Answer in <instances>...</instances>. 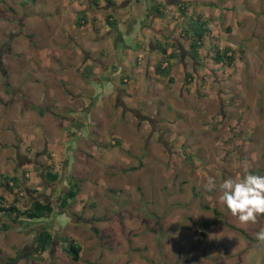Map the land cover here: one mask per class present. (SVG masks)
Returning <instances> with one entry per match:
<instances>
[{
	"label": "rangeland",
	"instance_id": "1",
	"mask_svg": "<svg viewBox=\"0 0 264 264\" xmlns=\"http://www.w3.org/2000/svg\"><path fill=\"white\" fill-rule=\"evenodd\" d=\"M183 1L188 16L207 19L213 38L195 61L179 32L188 18L167 16L172 23L160 20V33L152 26L154 39L178 47L169 82L153 71L160 54L151 43L130 52L110 37L104 17L115 11L105 0H0V47L9 43L1 55L9 88L0 80V195L4 205L15 198L24 207L50 191L54 210L28 223L0 214L7 227L0 228V264H264V242L255 238L264 216L241 225L218 202L224 180L264 175V0ZM79 11L86 22L77 25ZM213 44L235 50L231 66L212 60ZM81 48L95 69L85 79L74 69ZM99 48L107 76L92 61ZM61 61L69 70L64 82L56 79ZM115 62L120 70L111 69ZM80 106L88 121L68 122L64 113ZM35 154L53 165L55 181L40 176L44 170L29 160ZM13 174L23 180L17 198L2 185ZM209 177L213 192L204 188ZM73 183L74 197L59 209ZM25 187L36 192L26 195ZM44 225L54 244L38 254L35 233ZM64 237L78 245L76 260L64 252Z\"/></svg>",
	"mask_w": 264,
	"mask_h": 264
},
{
	"label": "trees",
	"instance_id": "2",
	"mask_svg": "<svg viewBox=\"0 0 264 264\" xmlns=\"http://www.w3.org/2000/svg\"><path fill=\"white\" fill-rule=\"evenodd\" d=\"M34 1V0H30ZM91 2H94L93 4H97L96 0H91ZM149 11L151 13H156L158 15H165V12H162L157 5H150ZM80 12V11H79ZM166 16L169 18L176 17L181 18L184 17L188 18V24L179 30L180 35L182 36V39H187L188 43V49L187 52L191 58H193L195 61L199 60V47L204 42L205 39H210L213 35L209 31V27L207 26L208 21L205 17H200L199 15H192L188 16L186 12V5L184 4V1H179L176 4V12L168 11ZM176 14L178 16H176ZM188 16V17H187ZM105 24L108 28L113 27L114 22H112L107 15H105ZM82 22H86L84 13H81L76 17V24L80 25ZM228 29V28H227ZM213 38V37H212ZM168 46H171L170 51L166 52V49ZM153 47L159 52V57L155 61L153 71L157 75H166L167 80L169 82L172 81V77L169 75V64L170 59L174 57V53L177 51V44L173 41L168 43L162 42L161 39H154ZM102 51V50H101ZM100 51V53H101ZM103 52V51H102ZM235 55V50L230 45H224L222 47L217 46V44L212 45V53L211 58L212 60L217 63L218 65H226L231 66L233 59ZM92 74V68L87 65H81L80 68V76L81 78H88ZM38 114H42V110L37 109ZM134 168V167H129ZM42 178L47 182H53L58 178L57 172L53 170V165L50 163L45 166V170L40 174ZM22 178L19 177L16 174L4 176L2 178V185L5 190L9 191L10 194L15 196L16 198L19 196L17 194V190L20 188L22 183ZM78 185L76 183L71 184L67 189L62 192L61 197H58V203L57 207L59 209H62L67 205V199L74 197L76 193ZM23 192L25 194L29 195L34 192H36L33 188H24ZM0 214H4L7 218L11 219L12 221H23L25 223L33 222L41 219H47L50 218L53 213V205L50 201L43 202L42 200L38 198L31 199L27 206L19 207L17 203V199L12 198L11 201L4 205V201H6V198L3 195H0ZM215 214V209L212 210ZM213 221V218H211L208 221H200L199 225L201 227H208ZM231 228L237 230L242 235L246 236V233H244L243 230L230 226ZM1 229L7 228L5 224H2ZM52 240V234L48 230L47 226H41L35 233V244H34V252H37L38 254L43 253L45 250L48 249L49 245L51 244ZM64 241V252L68 254L71 259L76 260L77 259V253L79 250L78 245H73V243L66 237L62 239Z\"/></svg>",
	"mask_w": 264,
	"mask_h": 264
},
{
	"label": "crops",
	"instance_id": "3",
	"mask_svg": "<svg viewBox=\"0 0 264 264\" xmlns=\"http://www.w3.org/2000/svg\"><path fill=\"white\" fill-rule=\"evenodd\" d=\"M88 1H89L88 2L89 5H90L91 0H88ZM103 1L100 0V4H104V3H101ZM179 1H182V0H105L106 4L102 5V6H104V8L107 9L108 11L109 10L113 11V13L115 11L114 14H106L111 21L113 19H115L112 29L108 28L106 26L108 29L111 30L110 37L114 36V38H117L118 43L120 45L119 47L122 50H127V51L129 50L130 52L133 50L139 51L138 49L145 47V45L148 46L150 43L153 45L154 44V37H153L154 33H152V28L154 27L156 29V33H160L159 30L161 28L156 25V24H158V22H160V20H165L162 22L163 23L162 25H165V23L166 24L172 23V20H170V21H168L169 19L167 20L168 17L166 16L167 15L166 13L168 12V9H170L173 12H176V4ZM96 2H98V0H96ZM153 4L154 5L158 4L161 11L165 12V15L161 16V15H158L156 13H154V14L151 13L149 11V6L153 5ZM177 19H179V18H177ZM160 35H162V34H160ZM127 40H129L128 43H127ZM122 42L127 44V46H125L126 48L122 47ZM82 48H85V47H82ZM81 49L76 51V54H74L73 58H75L78 55L83 54L82 55L83 56L82 65L87 64L90 66V61H89V60H91L90 59V57H91L90 52L86 51V52L82 53ZM100 51L101 50L99 48L98 49L99 54L94 55L95 58L92 59V61L95 59H98L99 65H101L102 67L105 68V70L104 69H102V70L104 72H107L109 67H107V65H106L107 63H106L104 57L103 56L100 57ZM137 55H140V54H137ZM63 61L69 62V61H66L65 58ZM65 62L64 63L62 62V66L60 68L61 72L59 71V73L62 74V77L60 75L59 77L57 76V78H56L57 81H59V82H60V80L64 82V80L69 77V70L64 65ZM110 66H111V69H113L115 67L114 69H116V71H117V69L118 70L121 69V68H119V64L117 62L113 63ZM93 71H95L94 68L92 69V73H93ZM75 72H77V71H75ZM112 73H114L113 70H112ZM63 82L61 84L64 85L66 88V84H63ZM79 97L81 99H83L85 103H88L89 96L87 94L86 95H80ZM94 101H95V99H93V102ZM69 102H71V100H69ZM50 112L51 111H49V113ZM53 113H55V112L52 111V114ZM64 114L66 117L65 119H67L68 122H74V120H79V118L83 120L82 122L88 121L84 117V114L78 115L81 113L77 114V112H76L75 114H73V112H69V113L67 112ZM37 115H38V112H37ZM39 115H40L39 116V118H40L42 116V114H39Z\"/></svg>",
	"mask_w": 264,
	"mask_h": 264
},
{
	"label": "clouds",
	"instance_id": "4",
	"mask_svg": "<svg viewBox=\"0 0 264 264\" xmlns=\"http://www.w3.org/2000/svg\"><path fill=\"white\" fill-rule=\"evenodd\" d=\"M208 192L217 190L214 178L209 177L204 184ZM218 202L226 207L227 213L241 225H255L258 217L264 216V175H237L219 184ZM255 238L264 242V228L256 232Z\"/></svg>",
	"mask_w": 264,
	"mask_h": 264
},
{
	"label": "flooded vegetation",
	"instance_id": "5",
	"mask_svg": "<svg viewBox=\"0 0 264 264\" xmlns=\"http://www.w3.org/2000/svg\"><path fill=\"white\" fill-rule=\"evenodd\" d=\"M111 29H112V27H111ZM152 31H154V30H152ZM152 33H155V31L154 32H152ZM8 40V39H7ZM113 41H115V39H113ZM7 46V47H6ZM82 50V49H81ZM4 51H9V43L7 42V43H5V45H3V46H1L0 47V74H1V77L3 76L4 78L1 80V78H0V80L2 81V83H3V85H4V87L5 88H9V83H8V81L5 79L6 78V76L4 75L5 74V71H4V67L1 65L2 63H1V55L4 53ZM82 53H84V51H82ZM83 55V54H82ZM82 61H83V59H80V63H79V65H77V66H75V70H79L80 68H81V65H82ZM95 63H96V65H97V68H98V71L100 72L101 71V74H104L105 76L107 75V73L108 72H110V71H108V72H104L103 70H102V68H101V66L99 65V61H98V59H95V60H93ZM108 67V66H107ZM106 67V68H107ZM104 70H105V68H104ZM2 72V73H1ZM4 73V74H3ZM3 74V75H2ZM106 78H108V77H106ZM97 81V80H96ZM106 81H110V80H107L106 79ZM112 83V82H111ZM112 89H113V92H114V95H115V98H116V96H118L120 93H118V91L120 90H118V89H116V87L115 86H113L112 87ZM10 92H12V91H10ZM78 96H80V93L79 94H77ZM70 97H71V95H70ZM122 103V102H121ZM121 106L122 107H124L123 109H125V104H121ZM120 106V107H121ZM135 111V115H136V117H139V118H143L145 121H148V119H147V117H145V116H142L140 113H139V110L138 109H136V110H134ZM76 112L77 113H85V110H83V106H80L79 108H77L76 109ZM86 112H87V109H86ZM55 114V113H54ZM57 115V114H56ZM155 130V129H154ZM155 133L156 132H158L159 133V131L158 130H155L154 131ZM157 134V133H156ZM29 160H33V163H36V165L38 166V168H40L41 169V171L42 170H45V166H47V164L46 165H42L41 163H39L38 161H35L36 160V154L34 155V158L33 159H29ZM47 182V181H46ZM51 182H47V184H50ZM50 193V191H48L47 193L45 192V193H43V192H41V193H39L38 192V194H39V196L38 195H33L32 196V199H34V198H38V199H40V200H42L43 202H46V200L48 199V198H50L51 197V195L49 194ZM65 213V212H64ZM68 215V214H67ZM68 217H71L70 215H68ZM48 228V227H47ZM52 239H54V237L52 236ZM54 243H52V240H51V244L49 245V247H48V250H51V248H52V245H53Z\"/></svg>",
	"mask_w": 264,
	"mask_h": 264
},
{
	"label": "water",
	"instance_id": "6",
	"mask_svg": "<svg viewBox=\"0 0 264 264\" xmlns=\"http://www.w3.org/2000/svg\"><path fill=\"white\" fill-rule=\"evenodd\" d=\"M1 73H2V72H1ZM3 74H4V73H3ZM3 74H2V75H3ZM4 75H5V74H4ZM3 78H4V77L2 76V77H1V80H2ZM52 243H54V239H52Z\"/></svg>",
	"mask_w": 264,
	"mask_h": 264
}]
</instances>
